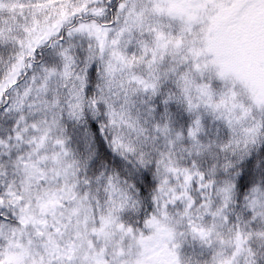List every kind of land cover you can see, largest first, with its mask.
<instances>
[{
    "label": "snow or ice",
    "instance_id": "obj_1",
    "mask_svg": "<svg viewBox=\"0 0 264 264\" xmlns=\"http://www.w3.org/2000/svg\"><path fill=\"white\" fill-rule=\"evenodd\" d=\"M0 264H264V0H0Z\"/></svg>",
    "mask_w": 264,
    "mask_h": 264
}]
</instances>
